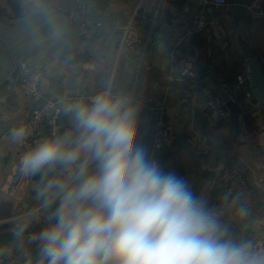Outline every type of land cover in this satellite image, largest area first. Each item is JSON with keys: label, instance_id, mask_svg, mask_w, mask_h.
<instances>
[{"label": "crops", "instance_id": "obj_1", "mask_svg": "<svg viewBox=\"0 0 264 264\" xmlns=\"http://www.w3.org/2000/svg\"><path fill=\"white\" fill-rule=\"evenodd\" d=\"M251 1L245 0L244 5L239 6L235 0H228L227 5L217 10L205 7L208 15L216 16L223 22L231 39L230 47L221 49L210 43L206 32L188 43L175 45L177 33L200 9V0H119L115 3L110 0H81L69 12L63 36L67 49L81 56L71 62L54 51L37 50L29 58L34 69L40 72V96L34 100L27 98L21 93L16 79L0 97V115L19 116L23 120L30 105L44 97H66L72 105L83 104L96 92L111 86L114 94L128 96L139 105V138L149 156L156 159L166 172H175L183 177L205 205L208 202L218 205V219L227 229L228 238L249 244L253 235L264 233V154L257 142L261 111L250 113L249 110L255 106L242 107L239 116L241 131L234 139L229 131V119L211 122L205 103L210 94H215L207 87L211 80L219 84L246 65L242 45L256 55L264 71V3L263 13L254 16L247 10ZM57 2L0 0V14L12 16ZM86 15L102 20L103 27L80 34L77 28ZM112 17L130 21L139 27L141 43L138 48L128 50L121 46L120 32L111 30L115 21L111 20ZM141 57L143 64L139 65ZM146 64L150 68L146 69ZM184 68L193 69L197 76L184 81L168 79L170 74ZM157 116L171 124L175 134L182 135V140L175 141L167 149L153 151L151 128ZM60 125L58 139L75 141L78 138L79 130L73 112L65 110L60 116ZM7 128L0 135L1 194L6 193L16 165L23 156L44 142L22 150L8 135ZM193 129L209 140V150L202 156L192 152ZM84 159L82 155L81 162ZM231 167L244 173L247 179L245 185L218 181L220 172ZM88 170L94 172L96 164L89 162ZM71 172L67 166L61 167L47 183L54 178L68 181ZM46 185L44 189H47ZM47 190L54 196V189ZM12 193L18 213L22 215L18 223L27 224L30 234L43 247L40 233L55 222L54 214L32 204L23 209L22 205L26 202L23 193L19 189H14ZM241 209L244 211L241 212ZM6 258L15 259L17 264H34L31 257L14 243L0 245V260Z\"/></svg>", "mask_w": 264, "mask_h": 264}, {"label": "clouds", "instance_id": "obj_2", "mask_svg": "<svg viewBox=\"0 0 264 264\" xmlns=\"http://www.w3.org/2000/svg\"><path fill=\"white\" fill-rule=\"evenodd\" d=\"M66 111L78 138L46 140L20 163L23 174L42 178L58 164L72 170L68 181L46 185L60 200L55 222L39 237L47 264H264L249 244L228 238L183 177L149 156L130 97L109 86ZM24 136L18 129L14 141Z\"/></svg>", "mask_w": 264, "mask_h": 264}, {"label": "built area", "instance_id": "obj_3", "mask_svg": "<svg viewBox=\"0 0 264 264\" xmlns=\"http://www.w3.org/2000/svg\"><path fill=\"white\" fill-rule=\"evenodd\" d=\"M119 0H110L115 3ZM228 0H200V9L191 18L178 33L175 40V45L179 46L190 42L193 38L207 33L210 43L221 49H228L231 44V39L227 33L223 22L216 16H210L205 11V7L210 6L214 9H220L227 5ZM264 0H252L247 7L248 13L251 15H261L263 13ZM103 27V21L91 16H83L79 25L78 32L80 34L87 33L92 28ZM112 31L120 32V44L123 48L133 50L139 47L141 43V35L139 27L130 21L121 22L116 19L111 24ZM19 71L17 82L20 91L23 95L30 99H36L39 95L40 72L34 69L33 61L29 57H23L18 60ZM143 64L141 57L139 65ZM146 69L150 65H144ZM197 76L196 71L191 68H184L176 73L170 74L168 79L170 81H184L192 80ZM220 87L228 86L227 98L223 100L218 94H210L206 99V107L208 110V118L213 123L221 122L227 119L230 115L229 110L225 107L227 101L238 103L240 108L256 106L257 98L253 88L249 83V76L246 65L228 79L219 82ZM108 89V88H107ZM101 90L93 94L83 104H89L91 100L99 93L106 91ZM71 102L66 97H44L40 102H33L30 105L25 119L10 125L7 128V133L14 139L16 130L23 128L25 136L22 141L15 142L16 145L26 150L33 146L41 137H46L50 140L58 139L61 132L60 116ZM194 144L192 152L196 156H202L209 150V140L206 135L198 133L194 129ZM176 141V134L171 124L163 122L160 116L153 119L151 128V148L153 151L167 149ZM218 181L224 184L235 183L238 185H245L247 182L244 173L236 168L231 167L224 169L218 175ZM206 207L218 216L219 207L215 202H208ZM249 245L254 253L264 255V233L253 235ZM0 264H17L13 258H6L0 260Z\"/></svg>", "mask_w": 264, "mask_h": 264}, {"label": "water", "instance_id": "obj_4", "mask_svg": "<svg viewBox=\"0 0 264 264\" xmlns=\"http://www.w3.org/2000/svg\"><path fill=\"white\" fill-rule=\"evenodd\" d=\"M57 1V4L28 9L26 12L12 16L0 14V97L8 91L17 79L19 59L29 57L39 49L54 51L60 57L71 62L78 60L81 56L80 53H72L68 50V44L63 40L68 24V14L81 0ZM235 3L243 6L245 0H235ZM241 52L246 61L250 86L257 98L256 106L249 112L261 111L262 119L260 128L257 130V142L264 154V71L256 55L246 45L241 46ZM207 87L223 100H226L228 86L220 87L215 80H211ZM225 107L230 112L228 117L229 131L232 138L235 139L241 131L239 116L242 114V109L238 103L229 101L225 103ZM19 121H21L19 116L5 117L0 115V135L7 127ZM45 140L39 138L36 143L39 144ZM180 140H182V135L177 133L176 141L180 142ZM20 163L16 165L6 193H0V245L17 244L31 257L34 264H47L46 258L42 254V247L30 234L28 225L18 223L22 215L18 213V206L14 204L12 191L19 189L23 193L26 200L22 205L23 209H27L32 204L46 208L55 215L59 210L60 200L55 195L53 196L49 190L44 189V186L49 177L55 175L56 171L65 166L56 165L52 172L42 178L23 174L20 170ZM41 193L44 195L41 196ZM262 224L264 228V207Z\"/></svg>", "mask_w": 264, "mask_h": 264}, {"label": "trees", "instance_id": "obj_5", "mask_svg": "<svg viewBox=\"0 0 264 264\" xmlns=\"http://www.w3.org/2000/svg\"><path fill=\"white\" fill-rule=\"evenodd\" d=\"M111 20H115V17H112ZM121 22H124V20H120ZM114 22V21H113Z\"/></svg>", "mask_w": 264, "mask_h": 264}]
</instances>
